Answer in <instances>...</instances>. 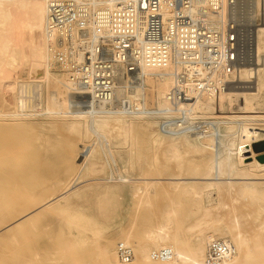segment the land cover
I'll use <instances>...</instances> for the list:
<instances>
[{"label": "bare ground", "instance_id": "1", "mask_svg": "<svg viewBox=\"0 0 264 264\" xmlns=\"http://www.w3.org/2000/svg\"><path fill=\"white\" fill-rule=\"evenodd\" d=\"M261 1L237 0L232 8L231 0H196L214 25L234 14L243 42L238 86L219 95L190 86L195 112L212 119V130L197 131L161 127L172 66L122 71L117 96L128 108L91 102L75 93L57 61L60 47L47 26L50 0H0V241L54 206L103 188V218L130 220L101 236V264H264V159L252 147L264 139V23L254 22ZM89 4L104 17L112 8ZM77 39L74 60L81 62ZM14 125L19 130L9 129ZM16 148L21 162L11 168ZM61 238L88 241L82 231ZM213 239L233 245L230 258L209 262ZM120 243L132 249L130 263L120 261ZM163 249L169 258L153 257Z\"/></svg>", "mask_w": 264, "mask_h": 264}, {"label": "built area", "instance_id": "2", "mask_svg": "<svg viewBox=\"0 0 264 264\" xmlns=\"http://www.w3.org/2000/svg\"><path fill=\"white\" fill-rule=\"evenodd\" d=\"M91 1L110 2L112 8L104 17L91 8ZM195 4L196 0H50L47 26L60 47L57 61L68 71L76 94L86 95L91 102L128 108L129 101L117 96L122 71L131 75L143 67L172 66L170 108L159 112L162 129L212 130V119L195 112L196 97L188 91L192 86L197 93L219 95L238 86L235 74L243 61V42L234 14L223 25H214L206 20L205 9ZM231 4L233 8L237 0ZM256 22L264 23V0ZM75 37L83 50L81 62L74 60ZM233 252L231 243L213 239L208 260L220 263ZM170 256L167 249L153 253L156 259ZM118 257L130 263L133 251L120 243Z\"/></svg>", "mask_w": 264, "mask_h": 264}, {"label": "rangeland", "instance_id": "3", "mask_svg": "<svg viewBox=\"0 0 264 264\" xmlns=\"http://www.w3.org/2000/svg\"><path fill=\"white\" fill-rule=\"evenodd\" d=\"M254 22L256 21L254 20ZM9 129L19 130L15 125L10 126ZM54 136L58 140L64 139V136L58 132H54ZM35 147L36 142L33 140V151ZM252 147L258 158L264 159V139L253 142ZM16 151L20 152L16 148L11 153V155L13 154L12 158H14L10 162L11 168L20 166V154ZM245 154L250 155L251 153L247 152ZM85 156L86 153H81L77 161H82ZM130 171L129 169V176H139V171L136 169H132L133 172ZM115 181L123 182L122 180ZM133 188L135 187L133 186ZM128 189L129 187L126 186L123 193L127 194ZM105 191L103 188L96 190V192L92 190L84 191L79 196L61 205L54 206L35 224L32 222L23 226V229L21 228L18 231L15 238L0 241V264H80L85 258H89L91 264L93 262L101 264L99 260H96L98 258L97 247L101 236L106 232H114L117 226H126L125 224L130 220L126 214L103 218L101 198L104 196ZM86 195L89 197H86ZM85 199L87 200L86 204H84ZM141 216H143L142 213ZM141 218L138 219L141 220ZM67 231L70 234L82 231L88 237V241L61 238V235L63 236ZM84 264H89V261L84 262Z\"/></svg>", "mask_w": 264, "mask_h": 264}]
</instances>
